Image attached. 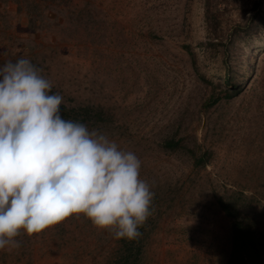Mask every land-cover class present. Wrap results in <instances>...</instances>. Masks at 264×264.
I'll use <instances>...</instances> for the list:
<instances>
[{"label": "rangeland", "instance_id": "374dc122", "mask_svg": "<svg viewBox=\"0 0 264 264\" xmlns=\"http://www.w3.org/2000/svg\"><path fill=\"white\" fill-rule=\"evenodd\" d=\"M257 1L212 0L221 34L244 27ZM20 2L19 11L14 1L0 0V62L34 57L66 104L73 106V99L105 104L113 123L102 131L137 155L140 176L154 193L139 229L138 238L146 236L143 264H224L232 220L215 195L234 205L255 232L264 264V35L244 46L235 41L242 56L228 65L242 91L225 101L222 58L212 59L203 49L204 0H58L53 5L61 10L60 23L67 12L84 7L95 15L83 32L76 24L65 28L71 41L48 27L54 24L46 7L50 1L35 0L34 13ZM258 8L264 13V1ZM29 12L36 17L34 32L27 26ZM212 93L219 101L204 108ZM173 134L189 142L195 137L211 151L208 165L195 171L186 154L163 153L160 143ZM119 246L108 230L71 215L33 234L29 259L30 264H106Z\"/></svg>", "mask_w": 264, "mask_h": 264}, {"label": "clouds", "instance_id": "9594fccd", "mask_svg": "<svg viewBox=\"0 0 264 264\" xmlns=\"http://www.w3.org/2000/svg\"><path fill=\"white\" fill-rule=\"evenodd\" d=\"M51 89L29 59L0 65V250L71 215L137 239L154 196L141 160L101 129L64 119Z\"/></svg>", "mask_w": 264, "mask_h": 264}, {"label": "trees", "instance_id": "16d2710c", "mask_svg": "<svg viewBox=\"0 0 264 264\" xmlns=\"http://www.w3.org/2000/svg\"><path fill=\"white\" fill-rule=\"evenodd\" d=\"M11 1H14L17 4V9L20 11V0ZM24 1L28 9L32 10V13L38 10V3H36L35 0H32L29 3L26 2L27 0ZM44 1H50L46 7H49L51 9L49 10V13L54 15L52 20L54 24L48 27L54 31L60 30V32H57V35L62 40H72V36L64 37V32L67 30H65L66 27L68 29H73V26L76 24L78 25V32L79 27H81V31L83 32L85 29H88L91 24L95 23V15L89 14L86 11V7L76 10L78 11L76 14H74V11L72 10L67 12V19L65 18V20L60 23L59 20H57V15H59V11L61 10H59V6H54L53 4H60L61 1H59L60 3L57 2L58 0ZM263 1L264 0H258L257 2H253L252 11L255 13L244 27L235 26L226 35L221 34L222 30L220 28L219 9L212 6V0H204L203 2V17L206 30L203 49L212 59L218 57L222 58L219 72L223 74V79L221 81L222 85L226 87V90L221 92V98L225 101L238 96L242 91L240 84L241 80L237 79L238 76L235 74L232 67L228 65V60H230V58L238 60L242 56L239 49H235L234 47L235 41L240 40L243 44L242 46H244L249 41L262 38V35H264V13L258 8ZM55 7L58 8L55 9ZM32 13L29 12L27 15V26L30 29L29 31L34 32L37 28H35L34 23L36 17L35 15H32ZM63 25L66 26L63 27ZM254 36L257 37L253 38ZM184 49L187 55L194 61L195 55L192 52L191 47L185 46ZM20 58L21 57H18L9 61L15 62ZM25 58L29 59L34 64V60L32 59L34 57L29 56L28 58ZM3 64L4 62H0V65ZM216 86L218 88L221 87L220 82ZM51 92L60 94L62 97L64 96L62 91L58 93L57 90L56 92H53V89H51ZM219 99L217 93H212L211 97L205 102L206 104H204V108L209 109L210 107H213ZM72 102L74 103L73 106L66 104L64 100L61 104V115L64 119L84 123L89 129L99 128L101 130L108 129L107 125L111 124L113 121L110 118L109 110L106 108L105 104L96 103L95 101L88 99H73ZM159 148L165 154H186L191 160L192 168L195 171L206 167L213 155L211 151L204 150L195 137L189 142L188 139L177 136L176 134L165 137L160 143ZM215 200L220 211L232 220L230 229V251L224 264H263L261 256L262 247L259 240H256L255 238V232L251 230L249 226H246L244 221L239 218L234 205H231L218 195H215ZM32 237L33 235L29 236L21 231V233L15 238L19 242V247L12 248L10 251L0 250V264H30L29 244L31 243ZM145 242L146 236H144L143 239L137 238L132 241L124 239L118 240L120 246L115 250V253L111 256V260L106 262V264H143Z\"/></svg>", "mask_w": 264, "mask_h": 264}]
</instances>
